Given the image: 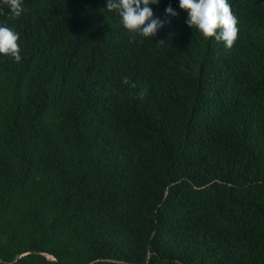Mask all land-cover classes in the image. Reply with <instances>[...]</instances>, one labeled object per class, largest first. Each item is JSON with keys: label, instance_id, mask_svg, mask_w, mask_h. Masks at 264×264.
Instances as JSON below:
<instances>
[{"label": "trees", "instance_id": "obj_1", "mask_svg": "<svg viewBox=\"0 0 264 264\" xmlns=\"http://www.w3.org/2000/svg\"><path fill=\"white\" fill-rule=\"evenodd\" d=\"M106 2L0 0V264H264V0H229L230 50Z\"/></svg>", "mask_w": 264, "mask_h": 264}, {"label": "clouds", "instance_id": "obj_2", "mask_svg": "<svg viewBox=\"0 0 264 264\" xmlns=\"http://www.w3.org/2000/svg\"><path fill=\"white\" fill-rule=\"evenodd\" d=\"M8 5L11 18H18L24 11L22 0H3ZM159 0H107L106 9L115 11L121 18V24L132 36L151 39L163 27V22L153 19L150 5H158ZM143 5V7H142ZM179 8L186 12L187 25L193 26L202 34L205 41L214 38L222 42L226 49H232L238 35L237 19L232 12L229 0H179ZM168 16H175L171 5L165 9ZM19 33L7 26H0V57H10L19 63L22 59L20 47L17 43ZM166 45L165 41L157 42ZM122 83L128 84L127 77ZM135 87V85H131Z\"/></svg>", "mask_w": 264, "mask_h": 264}, {"label": "water", "instance_id": "obj_3", "mask_svg": "<svg viewBox=\"0 0 264 264\" xmlns=\"http://www.w3.org/2000/svg\"><path fill=\"white\" fill-rule=\"evenodd\" d=\"M51 260H54L53 258H50Z\"/></svg>", "mask_w": 264, "mask_h": 264}]
</instances>
